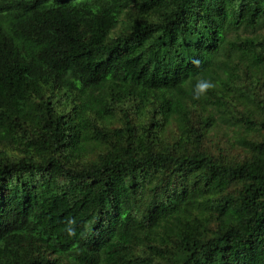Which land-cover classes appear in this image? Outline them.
Returning <instances> with one entry per match:
<instances>
[{
  "label": "trees",
  "instance_id": "1",
  "mask_svg": "<svg viewBox=\"0 0 264 264\" xmlns=\"http://www.w3.org/2000/svg\"><path fill=\"white\" fill-rule=\"evenodd\" d=\"M264 0H0V264H264Z\"/></svg>",
  "mask_w": 264,
  "mask_h": 264
},
{
  "label": "rangeland",
  "instance_id": "2",
  "mask_svg": "<svg viewBox=\"0 0 264 264\" xmlns=\"http://www.w3.org/2000/svg\"><path fill=\"white\" fill-rule=\"evenodd\" d=\"M263 32H264V30H263Z\"/></svg>",
  "mask_w": 264,
  "mask_h": 264
}]
</instances>
